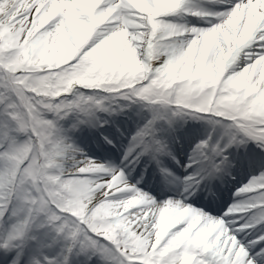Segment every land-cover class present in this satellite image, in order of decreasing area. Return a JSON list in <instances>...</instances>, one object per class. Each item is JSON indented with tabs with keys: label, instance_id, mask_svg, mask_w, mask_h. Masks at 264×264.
<instances>
[{
	"label": "snow or ice",
	"instance_id": "obj_1",
	"mask_svg": "<svg viewBox=\"0 0 264 264\" xmlns=\"http://www.w3.org/2000/svg\"><path fill=\"white\" fill-rule=\"evenodd\" d=\"M0 264H264V0H0Z\"/></svg>",
	"mask_w": 264,
	"mask_h": 264
},
{
	"label": "rangeland",
	"instance_id": "obj_2",
	"mask_svg": "<svg viewBox=\"0 0 264 264\" xmlns=\"http://www.w3.org/2000/svg\"><path fill=\"white\" fill-rule=\"evenodd\" d=\"M211 7V5H209ZM123 119V118H121ZM194 124V123H193ZM194 127H200L201 125L199 123L194 124ZM91 135V132L87 129L84 130V132L78 134L77 143L84 148L85 151H88L89 154L96 155L97 158H100L103 154L100 153L96 148L95 145H89L87 144V138Z\"/></svg>",
	"mask_w": 264,
	"mask_h": 264
},
{
	"label": "bare ground",
	"instance_id": "obj_3",
	"mask_svg": "<svg viewBox=\"0 0 264 264\" xmlns=\"http://www.w3.org/2000/svg\"><path fill=\"white\" fill-rule=\"evenodd\" d=\"M193 123H195V121H188V125H191V126H195ZM188 125H185V127H187ZM201 127V126H200ZM197 128H199V127H197Z\"/></svg>",
	"mask_w": 264,
	"mask_h": 264
}]
</instances>
